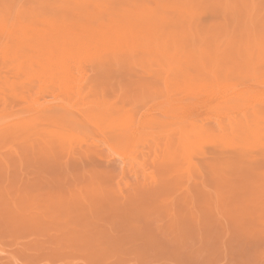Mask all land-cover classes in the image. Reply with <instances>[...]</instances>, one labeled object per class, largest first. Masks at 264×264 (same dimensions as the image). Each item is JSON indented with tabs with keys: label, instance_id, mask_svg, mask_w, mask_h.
Returning <instances> with one entry per match:
<instances>
[{
	"label": "rangeland",
	"instance_id": "1",
	"mask_svg": "<svg viewBox=\"0 0 264 264\" xmlns=\"http://www.w3.org/2000/svg\"><path fill=\"white\" fill-rule=\"evenodd\" d=\"M215 1L256 4L264 11V0ZM175 3L181 2L0 0V264H264V201L248 208L254 219L246 210L264 192V177L218 165L208 185L198 184L203 199L190 204L162 152L166 137L142 130L144 162L136 171L114 158L103 136L79 114L51 112L60 102L54 99L58 62L62 52H71L74 38L49 37L46 10L60 21L79 15L97 28L114 21L109 10L126 8L140 21L158 24L154 33H164L161 41L169 45L173 24L178 29L187 24ZM22 21L38 23V31L16 37L23 33L16 26ZM117 58L105 65L93 89L96 102L108 108V124H131L144 105L166 125L169 106L163 102L170 93L160 77L175 69L145 53ZM68 76L67 83H77L76 75ZM73 88H68L72 98ZM7 91L16 101L4 109L1 94ZM76 133L91 141H78ZM208 191L218 194V203L206 197Z\"/></svg>",
	"mask_w": 264,
	"mask_h": 264
},
{
	"label": "bare ground",
	"instance_id": "2",
	"mask_svg": "<svg viewBox=\"0 0 264 264\" xmlns=\"http://www.w3.org/2000/svg\"><path fill=\"white\" fill-rule=\"evenodd\" d=\"M177 1L181 3L173 7L187 24L180 29L173 24L168 30L170 38L166 40L172 43L170 46L161 41L164 33H154L158 24L140 21L139 15L126 8L109 10L114 21L97 28L82 21L79 15L75 20L60 21L46 10L49 15L45 19L46 34L74 38L70 40L71 52L68 56L62 52L58 62L54 99L60 102H54L50 109L51 112L79 114L103 136L101 143L113 157L136 171L144 162L140 155L144 148L140 139L142 130H152L156 136L166 137L162 151L166 153L165 160L180 175L179 188L182 187L185 201L189 199L192 204L201 197L202 188L198 184L208 185L218 165L264 177V11H257L256 4L247 8L227 1ZM16 26L23 32L15 33L16 37L24 38L25 32L38 31L39 24L22 21ZM80 28L82 32L78 33L75 29ZM16 29L6 28L5 31L15 32ZM144 53L155 59L161 57L175 69L173 74L166 70L160 77L162 89L170 93L163 102L164 107L169 106L164 116L170 121L164 125L157 111L143 105L131 124H108L111 117L108 108L100 106L95 100L97 94L93 93L98 86L96 79H100L97 77H101L99 74L105 65L118 60L117 57ZM69 74L77 76L76 84L67 83L71 79ZM75 85L77 89L72 98L68 88L74 90ZM1 95L4 109L10 104L14 106L16 99L8 91ZM101 113L104 117L97 121L96 115ZM74 137L82 143L91 141L87 134L76 133ZM158 156L161 161L163 155ZM263 195L264 192L260 193L252 200V205H246V210L254 203L262 204ZM206 197L218 203L217 193L208 191ZM171 211L175 213L174 208ZM247 213L252 219L250 211Z\"/></svg>",
	"mask_w": 264,
	"mask_h": 264
}]
</instances>
